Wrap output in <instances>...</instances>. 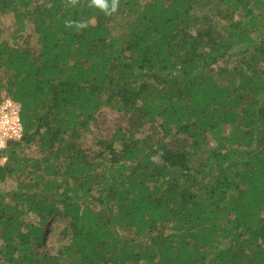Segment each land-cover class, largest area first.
Returning a JSON list of instances; mask_svg holds the SVG:
<instances>
[{
    "label": "trees",
    "instance_id": "16d2710c",
    "mask_svg": "<svg viewBox=\"0 0 264 264\" xmlns=\"http://www.w3.org/2000/svg\"><path fill=\"white\" fill-rule=\"evenodd\" d=\"M107 2L0 0L37 35L0 26V264H264V0ZM102 108L127 126L88 146Z\"/></svg>",
    "mask_w": 264,
    "mask_h": 264
},
{
    "label": "rangeland",
    "instance_id": "374dc122",
    "mask_svg": "<svg viewBox=\"0 0 264 264\" xmlns=\"http://www.w3.org/2000/svg\"><path fill=\"white\" fill-rule=\"evenodd\" d=\"M14 20L11 15L0 16L1 37L10 44L17 43L18 45L25 44V41L34 46L37 35L33 32L32 27L28 26L26 31L13 37L12 30L14 28ZM127 126V120L124 115L119 114L110 109H101L97 114V119L92 123L91 132L84 138L86 145H91L94 140L103 139V137H110L118 128H125ZM144 127L139 133L138 137L144 136L150 131ZM103 136V137H102ZM102 137V138H101ZM97 145V144H96ZM96 147V146H95ZM4 162V159H0V164ZM15 181L9 179L5 182H0V192L11 191L14 189ZM33 220V218H32ZM31 220V221H32ZM33 222V221H32ZM68 225V220L59 216L53 217L45 226V238L43 242V249L49 253L55 254L64 245L65 241L61 240L60 231Z\"/></svg>",
    "mask_w": 264,
    "mask_h": 264
},
{
    "label": "built area",
    "instance_id": "2783aa9c",
    "mask_svg": "<svg viewBox=\"0 0 264 264\" xmlns=\"http://www.w3.org/2000/svg\"><path fill=\"white\" fill-rule=\"evenodd\" d=\"M20 104L0 91V150L5 149L9 143L21 139L23 133L20 117Z\"/></svg>",
    "mask_w": 264,
    "mask_h": 264
},
{
    "label": "clouds",
    "instance_id": "9594fccd",
    "mask_svg": "<svg viewBox=\"0 0 264 264\" xmlns=\"http://www.w3.org/2000/svg\"><path fill=\"white\" fill-rule=\"evenodd\" d=\"M93 3L105 11H108L109 9L107 0H93ZM118 4H119V0H111V9H110L111 12H115L117 10ZM2 146L3 145L0 144V147Z\"/></svg>",
    "mask_w": 264,
    "mask_h": 264
}]
</instances>
